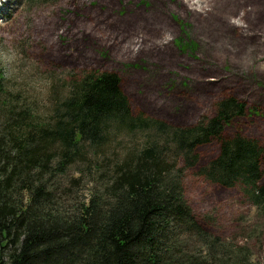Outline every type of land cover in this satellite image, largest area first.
Returning a JSON list of instances; mask_svg holds the SVG:
<instances>
[{
  "label": "trees",
  "instance_id": "trees-1",
  "mask_svg": "<svg viewBox=\"0 0 264 264\" xmlns=\"http://www.w3.org/2000/svg\"><path fill=\"white\" fill-rule=\"evenodd\" d=\"M69 86L42 122L8 103L0 64V264L260 263L208 231L185 194L198 148L216 142L203 175L240 188L264 217V144L229 131L257 108L226 94L211 116L178 127L135 114L115 72Z\"/></svg>",
  "mask_w": 264,
  "mask_h": 264
},
{
  "label": "rangeland",
  "instance_id": "rangeland-1",
  "mask_svg": "<svg viewBox=\"0 0 264 264\" xmlns=\"http://www.w3.org/2000/svg\"><path fill=\"white\" fill-rule=\"evenodd\" d=\"M0 64L8 103L31 108L42 122L52 120L74 77L109 71L120 75L135 114L178 127L235 95L259 113L229 131L264 144V0H0ZM197 155L185 178L194 213L264 264V217L240 188L203 175L216 142Z\"/></svg>",
  "mask_w": 264,
  "mask_h": 264
}]
</instances>
